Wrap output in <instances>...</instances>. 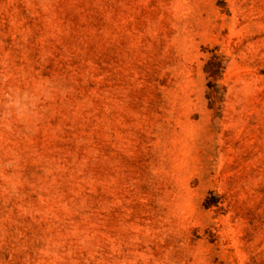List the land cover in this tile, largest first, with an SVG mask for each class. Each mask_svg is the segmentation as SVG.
I'll use <instances>...</instances> for the list:
<instances>
[{
  "label": "rangeland",
  "instance_id": "rangeland-1",
  "mask_svg": "<svg viewBox=\"0 0 264 264\" xmlns=\"http://www.w3.org/2000/svg\"><path fill=\"white\" fill-rule=\"evenodd\" d=\"M0 264H264V0H0Z\"/></svg>",
  "mask_w": 264,
  "mask_h": 264
}]
</instances>
